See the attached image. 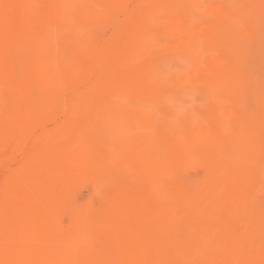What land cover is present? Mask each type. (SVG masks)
Wrapping results in <instances>:
<instances>
[{
    "label": "rangeland",
    "instance_id": "rangeland-1",
    "mask_svg": "<svg viewBox=\"0 0 264 264\" xmlns=\"http://www.w3.org/2000/svg\"><path fill=\"white\" fill-rule=\"evenodd\" d=\"M0 58V264H264V0H0Z\"/></svg>",
    "mask_w": 264,
    "mask_h": 264
},
{
    "label": "bare ground",
    "instance_id": "bare-ground-1",
    "mask_svg": "<svg viewBox=\"0 0 264 264\" xmlns=\"http://www.w3.org/2000/svg\"><path fill=\"white\" fill-rule=\"evenodd\" d=\"M8 37V36H7ZM77 51V50H76ZM3 52H5V51H3ZM76 53H79V52H76ZM4 54L5 53H3V56H4ZM2 58H4V57H2ZM2 58H0V59H2ZM223 59V58H222ZM2 61H4V64H5V67H0V72L2 73V75L4 76V73H5V71H6V74H8V76H11V72H10V63H9V58L8 59H6L5 58V60H2ZM80 61V60H79ZM81 62V61H80ZM0 64H2V62H1V60H0ZM2 66H4V65H2ZM2 68L4 69H6V70H4V71H2ZM4 72V73H3ZM6 76V77H5ZM4 77L5 78H7L8 79V76L7 75H5ZM10 79V78H9ZM11 82V81H10ZM22 111H17V112H19V113H17L16 115H15V122H16V124H17V129L16 130H18V128L19 127H22V126H24L27 130H29V132H31V130H33V125H35V126H37L36 124L37 123H39L38 121H39V117L38 116H33L32 114H30V113H28L26 110H24V109H21ZM37 112V111H36ZM57 113V112H56ZM58 114V113H57ZM66 115V112H64L63 114L61 113V115ZM38 115V114H37ZM61 115H60V119H62L63 117H61ZM69 116V115H68ZM45 117V116H44ZM51 117V116H50ZM49 117V118H50ZM49 118H47L48 119V121L50 120V121H52L51 120V118H53V117H51L50 119ZM55 116H54V120L53 121H55ZM43 119V118H42ZM47 119H46V121H47ZM59 119V118H58ZM66 119H67V117H66ZM52 121V122H53ZM57 121V120H56ZM65 121V120H64ZM47 123V122H46ZM59 123V122H58ZM57 123V124H58ZM52 124V123H51ZM40 129V128H39ZM38 129V130H39ZM47 130V129H46ZM34 131V130H33ZM18 132H19V130H18ZM35 132V131H34ZM45 133V132H44ZM46 135V134H45ZM48 136V135H47ZM44 137V136H43ZM49 138V137H48ZM50 139V138H49ZM66 147V146H65ZM13 148V145H11V148H9V149H12ZM63 150V149H62ZM8 150H6L5 148L3 149V146H2V144H0V173L1 172H3L4 170H7L8 168H9V166L10 165H8V164H6L5 162H3L4 160H5V158L8 156V155H6V152H7ZM56 151V150H55ZM9 152V151H8ZM75 168V167H74ZM9 172V171H8ZM2 174V173H1ZM22 195H26V192H25V194L24 193H22ZM42 220V219H41ZM42 221H44V220H42ZM152 253V252H151ZM226 258V257H225ZM229 259V258H228Z\"/></svg>",
    "mask_w": 264,
    "mask_h": 264
}]
</instances>
